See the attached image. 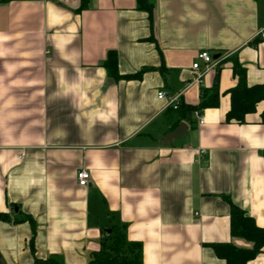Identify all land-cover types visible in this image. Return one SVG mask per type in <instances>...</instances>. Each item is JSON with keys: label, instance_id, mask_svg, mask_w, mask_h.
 Segmentation results:
<instances>
[{"label": "crops", "instance_id": "crops-1", "mask_svg": "<svg viewBox=\"0 0 264 264\" xmlns=\"http://www.w3.org/2000/svg\"><path fill=\"white\" fill-rule=\"evenodd\" d=\"M148 2L151 19L136 0H0V264H32L31 239L37 259L89 264L123 226L142 264H226L212 245L252 248L231 205L264 229V101L225 121L231 59L264 85V0ZM202 51L220 63L195 84ZM109 53L141 77H110ZM215 89L202 125L157 98L195 107Z\"/></svg>", "mask_w": 264, "mask_h": 264}, {"label": "trees", "instance_id": "trees-1", "mask_svg": "<svg viewBox=\"0 0 264 264\" xmlns=\"http://www.w3.org/2000/svg\"><path fill=\"white\" fill-rule=\"evenodd\" d=\"M8 1V0H3ZM140 9L147 12L149 19L152 18V6L148 0H136ZM231 69L233 76L237 79V84L229 90L230 109L225 116L227 123L244 124L245 118L255 112L256 105L264 101V85L248 87L245 80V70L236 59H231ZM109 76L116 80L139 79L142 71L134 75L120 76L116 69V57L109 53L105 64ZM202 91V101L195 107H186L179 104L175 112L193 114L205 108L217 106L218 93L213 90L211 93ZM260 121L264 124V110L260 114ZM231 235L252 243L250 250H242L231 245H212L211 248L216 256L224 260L226 264H249L253 258L264 248V229L258 228L254 221L246 216L243 211L233 205L230 206ZM0 221H7V216L0 214ZM106 242H103L99 253L94 254L89 264H142L141 245L128 242L125 236V228L112 227L108 233H103ZM30 252L33 257L32 264H63L60 260L50 258L46 260L37 259L34 255L33 240H30Z\"/></svg>", "mask_w": 264, "mask_h": 264}, {"label": "built area", "instance_id": "built-area-1", "mask_svg": "<svg viewBox=\"0 0 264 264\" xmlns=\"http://www.w3.org/2000/svg\"><path fill=\"white\" fill-rule=\"evenodd\" d=\"M262 39L264 38V34H261ZM197 61H201L202 63L205 64V69L203 72L198 73L195 78L193 79V83L195 84H199L201 83V79L203 77V75L209 71H211L212 69H214L215 67H217L220 63L219 59H213L211 57V55H209L206 51H202L200 53L197 54L196 57ZM191 69L198 72L199 71V64L198 62H195L192 64ZM180 94L175 95V96H170L167 95L164 92H160L157 94V98L159 100H165L166 101V107L167 108H171L173 110H176L179 107V98H180ZM193 115L198 119V123L199 125L203 124V119L200 116L198 111H195L193 113ZM89 173L85 170H81L78 171L76 174V180H77V184L80 187H86L89 183Z\"/></svg>", "mask_w": 264, "mask_h": 264}, {"label": "water", "instance_id": "water-1", "mask_svg": "<svg viewBox=\"0 0 264 264\" xmlns=\"http://www.w3.org/2000/svg\"><path fill=\"white\" fill-rule=\"evenodd\" d=\"M217 57H213V59H216ZM187 127L184 123H179L178 126L165 137V143H171L174 138H178L183 135V133L186 131Z\"/></svg>", "mask_w": 264, "mask_h": 264}]
</instances>
